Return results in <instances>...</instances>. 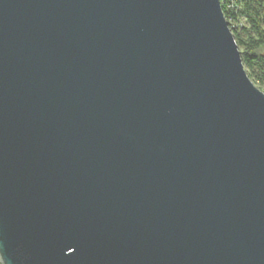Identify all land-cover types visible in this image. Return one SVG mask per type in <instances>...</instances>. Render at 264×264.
Instances as JSON below:
<instances>
[{
	"label": "water",
	"instance_id": "water-1",
	"mask_svg": "<svg viewBox=\"0 0 264 264\" xmlns=\"http://www.w3.org/2000/svg\"><path fill=\"white\" fill-rule=\"evenodd\" d=\"M0 264H264L221 0H0Z\"/></svg>",
	"mask_w": 264,
	"mask_h": 264
},
{
	"label": "trees",
	"instance_id": "trees-1",
	"mask_svg": "<svg viewBox=\"0 0 264 264\" xmlns=\"http://www.w3.org/2000/svg\"><path fill=\"white\" fill-rule=\"evenodd\" d=\"M221 6L248 77L264 89V0H221Z\"/></svg>",
	"mask_w": 264,
	"mask_h": 264
},
{
	"label": "rangeland",
	"instance_id": "rangeland-1",
	"mask_svg": "<svg viewBox=\"0 0 264 264\" xmlns=\"http://www.w3.org/2000/svg\"><path fill=\"white\" fill-rule=\"evenodd\" d=\"M241 23H242V25H245L246 24V20L245 19H242L241 20ZM253 82V81H252ZM254 83V82H253ZM255 84V83H254ZM256 85V87L258 88V89H260L262 92H263V87H260V85H257V84H255Z\"/></svg>",
	"mask_w": 264,
	"mask_h": 264
}]
</instances>
